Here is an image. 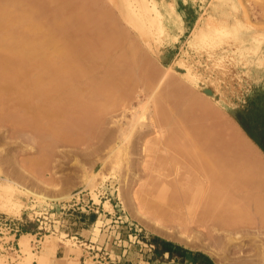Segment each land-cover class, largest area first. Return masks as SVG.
Returning a JSON list of instances; mask_svg holds the SVG:
<instances>
[{"label": "rangeland", "instance_id": "obj_1", "mask_svg": "<svg viewBox=\"0 0 264 264\" xmlns=\"http://www.w3.org/2000/svg\"><path fill=\"white\" fill-rule=\"evenodd\" d=\"M10 1L11 3L0 0V5H6L7 2L12 4L13 0ZM16 1L13 3L20 2L19 7L13 4L16 9L8 8L7 6L12 5L7 4V8L3 6L1 10H6L7 13V10L11 9L13 14L17 8H23L20 6L33 4V8L24 7L28 14L25 9H20L21 12L23 10L22 13H26L23 16L26 18L31 14L28 11L32 12L31 9L36 8V15H31L38 14V17L34 18L46 25L42 29L44 34L46 33L45 36L52 35L49 37L51 40H60V37L64 36L63 38L67 39L66 42L63 39L64 43H68L72 50L76 43L74 39H77L74 36H84V40L80 38L83 43L77 41L76 46L81 45L74 48L80 49V55H84H78V59L77 50H73V53L69 51L70 57L73 54L71 60L75 56L70 63L69 59L67 62L55 58L62 53L57 51L55 59L47 58L51 62L54 60V69L64 68L70 63L71 65H68L75 66L77 71L80 70L79 76L76 71H72L75 69L68 66L65 69L70 70L61 69L63 73L60 68L59 72L51 68V76L48 73L51 67L49 65L48 69L45 68V76L41 73L42 68L51 62L38 58L40 65L35 66L38 60L31 63L32 57L36 56L39 49L47 55L45 50L50 51L52 46L55 47V42L49 39L47 42H54L53 45L46 44L44 50L43 43H40L36 49L38 40L41 42L40 39L44 36L39 35L42 30L37 32L41 38L36 36V40L32 37L36 40V46H33V39L31 40L30 45L38 50L36 52L33 48L30 49L32 53L36 52L31 57L32 61L28 62L22 52L23 55L19 56V59L23 57L27 62H20L22 58L17 62L14 55L18 50L12 55L10 46L6 49L10 39L15 43L18 41L15 38L18 37L24 42V35L31 28L29 25L33 27L30 22L33 16L23 19L22 16L18 17L20 12L19 15L15 14V18L29 23L27 32L24 30L26 25L23 29V26L21 27L23 23L20 26L16 24L20 27L16 29L9 28L11 25L2 27L3 24L0 23L1 171H5L3 174L7 171L6 175L17 182L20 177L24 178H20L23 179L21 181L26 182L28 177L30 189L46 196L41 199L13 190L0 181V225L6 223L12 230L8 233L1 227L0 239H18L22 258L26 263L38 260L40 264L37 253L32 252L31 242L41 237L39 246H43V249L53 248L60 243L68 255L74 256L76 260L85 253L81 258L82 264H257L254 257L264 248V186L256 189L250 184L260 179L264 185V0H21L25 4L20 0ZM61 1L66 2L63 6L65 8L67 5L65 10ZM128 1L133 12L125 10ZM58 3L64 11L57 12L60 10L58 6L56 8ZM83 6L86 11L82 13L87 19L82 21V10L79 7L82 9ZM145 6L153 8V11H144ZM75 9L80 10V15H77V10L76 15L74 12L72 17L75 21L68 22L67 18L71 16L65 15H71L68 13ZM60 12H64L67 18ZM58 13L64 17V21L66 20V26L71 22V27L62 28L65 27L63 22L62 25L58 24L62 19ZM4 15L0 14V22L4 20L9 24L7 14ZM10 15L8 19L13 21L15 18ZM77 16L80 21L76 19ZM89 19L98 21L97 25L101 28L104 26L106 31L110 27L109 32L114 35L118 33V36L104 32L103 37L105 28H102L103 31L101 28L97 29L99 26H95L94 21L90 23ZM16 20L15 23H20ZM85 20L88 28L94 23L100 31V39L98 35V38L95 37L97 30L94 26V32L90 28H87L86 35L81 31L87 27L83 25ZM50 21L49 27L47 24ZM34 22L35 20L32 23ZM53 24H58L60 28H57L58 25L53 28ZM12 25L11 27H16L14 21ZM39 26L40 23H37V27L34 26L35 29L33 27L32 30H38ZM23 32L26 33L23 35ZM35 33L33 31L30 34ZM62 33L65 35H61ZM13 34L24 36V40ZM106 34L109 36L106 37ZM72 37L74 39L69 40ZM114 37L118 38L117 41L113 40L116 44L110 42V38ZM95 38L107 44L108 48L111 45L107 56L103 51H107V47L99 41L92 42ZM102 39L106 40V43L102 42ZM107 39L115 46L109 45ZM25 42L24 45L19 42L16 45L21 44L22 49H27L24 46L28 43ZM16 45L10 49L15 50ZM96 45H100L99 48H94ZM60 46L63 45H58ZM68 46L66 47L69 48ZM64 47L59 50L66 48ZM84 47H87L86 50ZM20 48L21 46L16 49ZM57 48L54 49V55ZM88 48H91V52ZM94 49H99L97 52L104 54L100 56ZM20 50L19 54L15 55L16 59L21 54ZM52 53L53 51L49 54ZM49 54L48 57H51ZM42 59H45L47 64L44 60V64H41ZM58 61L62 62L64 67L60 66ZM14 63L19 64L15 65L16 70ZM164 66L171 69L172 79L147 102V79L153 72L157 73L158 69L163 70ZM38 69L41 75H37ZM82 69L86 70L87 75H83L86 73L82 72ZM69 71L74 74L71 75ZM70 75L73 79H78H74V82L70 78L66 80L65 76L71 77ZM83 76L90 78V82L82 79ZM5 77H11L12 83ZM36 78H43L38 87L42 93L47 91L45 96L40 95V91H37L40 96L27 94L32 86L31 81ZM79 78L81 81L85 80L87 85L92 82L91 78L93 81L96 79V82L94 86L90 85L91 90L88 91L86 87L89 89V86L83 85L86 89L84 93V87L78 84L81 83ZM59 80H63L65 85L62 81L58 82ZM4 81L9 86H5ZM13 83H16L18 88L29 87L24 89L26 94L21 92L25 97L22 99L25 100L26 108L19 105L22 99L18 97L22 96L15 93L16 86ZM35 84L34 87L37 86ZM77 85H81L77 87L81 93L75 89ZM92 89L95 90L92 92ZM31 90L30 92L35 91L34 88ZM85 102L91 106V109L86 106L87 109L96 110L99 114L96 117L94 112L89 111V115L84 113V119L91 116L87 124L82 120L84 115L79 113V110L83 112L84 109L81 108H84ZM144 102L145 106L148 103L147 109L142 105ZM74 103L82 105L78 109ZM142 111H146L145 114ZM86 113L88 114V110ZM135 113L139 116V123L132 122ZM108 117L115 120L111 119L112 123L108 124ZM34 119L39 127L37 133L32 129ZM81 122L87 125L84 130ZM133 123H136V126ZM123 124L129 133H125ZM120 128L123 129L124 138H127L124 145L123 138L121 140L117 133L121 131ZM204 131H209L212 137L216 136V141L212 143L215 158L228 170L226 186L220 191L202 176L201 135ZM114 135L120 139L116 141L118 144L122 143L123 148L113 155L110 154L106 140H112ZM99 136H102L100 138L104 141ZM232 141H236L237 154H234V148L225 153L226 142ZM89 145L97 146L93 149L89 148ZM124 148H128L127 151ZM99 152L101 154H98ZM86 154L90 158L96 156L98 163L90 159L92 166L87 162L84 165L89 159ZM118 154V157L125 155L127 163L123 157L121 158L124 161L121 158L120 161L118 158H112ZM9 166L10 171L4 169ZM12 167L17 168L16 173ZM79 168L85 171L88 168L94 173L98 171L96 179L94 178L89 186H85L84 177L81 179V175H86L85 171L82 172ZM88 170L86 173H89ZM9 172L15 174L11 175ZM205 210L208 214L218 217L214 219L211 215L212 217L204 218L206 215L202 213ZM27 225L34 226L31 233H26ZM236 232L240 234L241 239H233ZM37 233L40 234L37 236ZM165 253L168 254L164 255ZM6 257H0V264H3Z\"/></svg>", "mask_w": 264, "mask_h": 264}, {"label": "bare ground", "instance_id": "obj_2", "mask_svg": "<svg viewBox=\"0 0 264 264\" xmlns=\"http://www.w3.org/2000/svg\"><path fill=\"white\" fill-rule=\"evenodd\" d=\"M4 1H5V2H6V1H9V2L11 3L10 0H4ZM13 1H15V0H13ZM13 1H12V4H9V2H7V4H9L10 6L12 5V6H14V7H12V6L9 7V6H7V4H6V5H5V4H4V5H0V14L2 13V15H4V13H5L4 16H6V14H7V16H6L7 18H6V17H5V18L7 19V22H9V24H7V23H5V21L1 18V19L3 20V22H4V23H3L2 21L0 22V23L3 24V25L1 24L2 27H4L5 25H8V26L11 25V26H13V25H12V24H13V21H14V26H16V27H11V26H10L9 28H11V29H12V28H13V29H16L17 27L20 26L21 23H23V24L26 23V24H24V25H23V24L21 25V27L23 26L22 29L25 28V25H26V28L24 29V30H26V32H27V28L31 27V28H30L31 31L29 32V30H30V29H29L28 32H27L28 34H27L26 32H23V33H22L23 35H24V33H26L24 36H25V38H26L27 40H26V39L24 40V39H23L24 36L22 37V35H20V34H13V36L15 35V37H17V36L19 35V36H20V39H21V37H22V40H24V42H25V41L27 42V41H28V38L31 37V38H29L30 43H29V41L27 42L28 44L25 42V43L27 44V46H24V47H25V48L27 47V49H22V46L24 45V42H23V41H20V40L18 39V37L15 38V37H13V36H12V37L15 38V40H18V41H16L17 43H16V42H15V43L12 42L11 39H10V41H11L13 44H11L10 41H9V45H6V46H7L6 49L10 46V47H9V50H10V52H13L12 55L15 54V53L19 54L18 51H19L20 49H22V50H20V53H21V54L18 55V58H17V59H16V57H15V55H17V54L14 55L15 60L18 62L19 56H21V55L24 54L23 57H25V59L28 58V59H27L28 62H30V60L32 61V59H33V61H32L31 63H33V62L35 63L34 60H38V61H39V62H38V61L36 62L37 64L35 63V66H36V65H37V66L40 65V64H39V63H40V60H39V59H41V58H45V59L49 58V60H51V59H55V58H60V59H62V60L58 59V60H60V61H63V59L67 61V60L69 59V60H70V63H71V61L74 59L75 56H74L73 59L71 60L70 58H72L73 54H72V56L70 57L71 54H70L69 51H72L71 53H73V50H74V52H75L78 48H77L76 50H75L74 48L78 47V45H79V46L81 45V44H78V45L76 46L77 41H78V43H79V41L83 43L82 40L85 39L84 36L81 37L80 35H78L79 37H78V36H74L75 38L77 37V39H74L73 37L69 39V40H71V39L73 40V39H74V42H76V43H74L73 50H72V47L68 46V45H69L68 43H66V44L64 43V40H65V42H66V40H67L66 38H63L64 36H63V37H60L62 40H61V39L58 40V39L54 36L53 38H54V39L56 38L60 43H59V42H58L59 44L56 43V42H57L56 39H55L56 41L52 39V40L55 42V44H54V42L51 43V42H49V41H52V40H51L49 37H51L52 35H48V37H47V36H45L46 33L44 34V31L42 30V29H44V26L46 27V25H44V23L40 22L38 19L36 20V18H34V17H38V14H37V16H34V15H36V11H37V10H36V8L33 9V10L31 9V8L34 7L33 4H31V5L29 4L28 6H20V7H23V8H20V9H25L26 7H28V9H29V6H30V7H31V8H30L31 11H32V12L35 11V13H34V12L32 13V12H30V11H28V12H29V14H30V13H31V14H34V15H31V14H30L31 16H33L32 18H30V22H31V24H33V27H34V26L37 27V23H38V25H39V23H40V25L43 27V28H41V26H39L38 30H32L33 27L30 26L29 23L26 22V20H23V21L20 20V18H22V17H23V19L25 18V16H23V15H25V14L27 13V10H26V9H25L26 13H25V11H24L25 14L22 13L23 10H22V12H21L19 8H17V10H14V9H13V10H14V13H13V14H12V12H11V11H12L11 9L7 10V11H8L7 13H6V10H5V11H4V10H1V8H2L3 6H4V7L7 6L8 8H15V5H13V4H17L16 7H19L20 4H18V3H20V2H18V3H13ZM17 1H18V0H17ZM17 1H16V2H17ZM20 1H21V0H20ZM22 1H24V0H22ZM22 1H21V2H22ZM84 1H85V0H84ZM84 1H83L82 3H84ZM107 1H110V0H107ZM24 2H27V1H24ZM24 2H22V3H24ZM88 2L91 3V1H88ZM65 3H66V2H62V1H61L62 7L64 6ZM86 3H87V1H86ZM86 3H85V4H86ZM24 4H25V3H24ZM61 4H60V3H58V5L56 4V8H57V6L59 7ZM85 4H84V5H85ZM87 4H89V3H87ZM126 5H127V6H126L125 10L128 11V12H129V11L133 12V10L131 9L130 1H128ZM66 6H67V5H66ZM66 6H65V8H66ZM7 7H5V8H7ZM24 7H25V8H24ZM60 7H61V6H60ZM60 7H59L58 9H60ZM62 7H61V9H62ZM83 7H84V6H83ZM83 7H82V9H81V7H79L80 10H82V11H80L79 9H75V10L72 11V13H68V14H71V15H67V14L65 15V16H67V17L71 16V17H69V18H67V17L64 16V12L61 13L62 11L65 10L64 7H63L64 10H61V9H60V10H57L56 8H54V9L57 10V12L61 11L60 14H62L65 18L69 19V20H68V22H69L70 20L73 19V18H72L73 15H74V14L76 15L77 10H78L77 15L79 16V15L81 14L82 17H83L82 21H83L84 19H87L86 16L83 15V13L86 11V10H85L86 7H84V9H83ZM5 8H3V9H5ZM15 9H16V8H15ZM18 9H19V11H18ZM15 11H17V12H15ZM79 11H80L81 13H80ZM144 11H153V8H150V7H148V6H145V7H144ZM9 12H11L10 14H11V15H14V16H11L10 14H8ZM19 12H20L21 15L18 14ZM37 12H38V11H37ZM55 12H56V11H55ZM74 12H75V13H74ZM82 12H83V13H82ZM73 13H74V14H73ZM79 13H80V14H79ZM15 14H18V15H19L18 17L22 16V17H20V18H17V17H16L17 20H19L20 23L17 22V20H16V18H15V16H16ZM27 14H28V13H27ZM58 14H59V13H58ZM60 14H59V15H60ZM8 15H10L11 18L14 17L15 19H14V20L12 19L13 21H11L10 19H8ZM30 15H27L25 19H27L28 16L30 17ZM62 15H60V17L58 16L59 18H62V19H60L61 21L58 19V22L60 21V22L58 23L59 25H60L61 22H63V24L66 22V20H65V21L63 20L64 17H63ZM151 15H152V14H151ZM78 16H77L76 19H78ZM84 16H85V17H84ZM10 17H9V18H10ZM74 17H75V16H74ZM82 17H81V18H82ZM136 17H137V16H136ZM79 18H80V17H79ZM28 19H29V18H28ZM33 19L35 20V22H36V21H39V22H36V24H35V22L32 23V22L34 21ZM98 19H100V18H98ZM98 19H97V20H98ZM9 20H10V21H9ZM15 20H16L17 23H15ZM78 20L80 21V19H78ZM100 20H102V19H100ZM72 21H75V19L72 20ZM85 21H86V22H85ZM85 21H84L85 23H83V25H84V26H87V25H85V24L87 23V20H85ZM89 21H90V23H91V21H94V22H95V26L97 25V22H98V21L96 22L95 19H94V20H93V19H92V20L89 19ZM89 21H88V22H89ZM10 22H11L12 24H11ZM68 22H67V23H68ZM99 22H100V21H99ZM101 22L103 23L104 20H102ZM70 23H71V22H70ZM70 23H68L69 25L67 24L68 26H66V24H64L65 27L62 26V28L71 27V26H70ZM78 23H79V22H78ZM90 23H88V24H90ZM16 24L19 25V26H17ZM49 24H51V21L48 22L47 26H48ZM58 24H56V26H55L54 24H53V26H52V25H51V26L54 28V27H57ZM100 24H101V23H100ZM27 25H29V27H28ZM59 25H58L57 28H60ZM61 25H62V23H61ZM80 25H81L82 27H84V26L82 25V23H80ZM93 26H94V23H93ZM93 26H92V27H93ZM95 26H94V27H95ZM97 26H99V27H98V28L95 27V29H96V28H97V29L101 28L100 25H97ZM111 26L113 27L112 24H111ZM49 27H50V25H49ZM52 27H51V28H52ZM92 27H91V28L89 27V28L92 29L93 32H94L95 29H94V27H93V28H92ZM103 27H104V26H103ZM103 27H102V28H103ZM108 27H109V26H108ZM108 27H107V28H108ZM6 28H8V27H6ZM19 28H20V27H19ZM62 28H61V29H62ZM80 28H81V27H80ZM87 28H88V26H87L86 28L84 27V28H83L84 30L81 29V31L84 32V34H85ZM89 28H88V29H89ZM102 28L100 29L101 31H103V29H104L105 27H104L103 29H102ZM33 29H35V27H34ZM97 29H96V30H97ZM39 30H40V31H39ZM41 30L43 31L41 34L37 33V32H41ZM96 30H95V31H96ZM104 30H105V31H103V33L106 32L107 34H110V35L112 34V33H110L111 31L109 32V30H111L110 27L108 28V31H106V28H105ZM33 31L36 32V33H35L36 35H35V34H30V33H33ZM90 31H91V30H90ZM113 31H114V30L112 29V32H113ZM98 32H100V31L97 30V31L95 32V33H96L95 37L99 34ZM115 32H117V31H115ZM63 33H64V32H63ZM63 33H62L61 35H65V34H63ZM87 33H88V31H87ZM101 33H102V32H101ZM101 33H100V34H101ZM29 34H30V36H29ZM38 34H39L41 37L44 35L43 38L40 39L41 42H39V40L36 39V36H37L38 38L40 37ZM47 34H48V33H47ZM107 34H106V37L109 36V35L107 36ZM117 34H118V33H115V35H114V33H113L112 36H116V37H117V36H118ZM26 35H27V36H26ZM33 35H34V36H33ZM85 35H86V34H85ZM101 36H102V35H101ZM104 36H105V33H104L103 37H104ZM112 36H111V37H112ZM32 37H34L36 40H38V46L35 45V44H36V42H35L36 40H35L34 38H32ZM41 37H40V38H41ZM98 37H99V39H100V36H99V35H98ZM98 37H96V38H98ZM13 38H12V39H13ZM46 38H47V39H46ZM80 38H81V39L83 38V39L81 40ZM96 38H95V39H92V42L99 41V42L101 43V40H98V39L96 40ZM32 39H33V40H32ZM44 39H45V40H44ZM49 39H50V40H49ZM63 39H64V40H63ZM78 39H79V40H78ZM105 39H106V38H105ZM105 39H104V40H105ZM110 39H111L110 42H113V43H114L115 41H117L118 38H115V37H114V38H110ZM110 39H107V42L109 43V45H110V44H113V43H110V42H109ZM15 40H13V41H15ZM31 40H32V44H34V42H35V44H34L33 46H36V47H37L36 49H38V47L40 46V45H39L40 43H43V45H42V44H41V45H42V48H44V50H45V47H46L47 45H49V43H50V46H51V44H52V45L54 44L55 47L52 46L53 48L50 49V51H48L49 49H48V50H45L46 53H47V55H46V54H43V53L41 52V49H39L40 53H38L39 51H38V50H35V48H34L32 45H30V44H31ZM34 40H35V41H34ZM47 40H49V41L47 42ZM72 40H71V41H72ZM94 40H95V41H94ZM113 40H115V41H113ZM43 41H46V43H44ZM61 41H62V43H61ZM18 42H19V43H22L23 45H21V44L16 45V44H18ZM90 42H91V41H89V43H90ZM102 42L106 43V40L103 41V39H102ZM63 43H64L66 46H68L69 48H67ZM69 43H70V42H69ZM89 43H88V44H89ZM116 43H117V42H115L114 44H116ZM10 44H11V45H10ZM46 44H47V45H46ZM61 44H62L63 46H60V47H64V46H65L67 49L64 47L65 49L62 48L63 51H62V49L59 50L60 47H58V45H61ZM90 44H91V43H90ZM92 44H93V43H92ZM96 44H98V43H96ZM101 44H103V43H101ZM114 44H113V46H115ZM13 45H16V46H14V47H15V50H11V49H12L11 47H13ZM28 45L30 46V48H29ZM71 45H73V42H71ZM103 45H105V44H103ZM106 45H107V44H106ZM106 45H105V47H107ZM20 46H21L20 49H16V48H19ZM99 46H100V45H96L94 48H96V47L99 48ZM113 46H112V47H113ZM4 47H5V46H4ZM57 47H58V48H57ZM105 47H103V49H105ZM10 48H11V49H10ZM32 48H33V49H32ZM56 48H57V50H56V52H55L56 55H54V51H55L54 49H56ZM86 48H87V47H86ZM86 48L84 47L85 50H86ZM110 48H111V45L109 46V48H108V47L106 48V49H107V51H106V50H103L102 47H100V49H102L103 51H105V55H106V56H107L108 51H109ZM30 49L35 50L36 52L38 51L37 53L34 52V53H36V54H35L36 56H33V57H35V58L37 57L36 59L32 57V55H34V53H32V51H30ZM68 49H71V50H68ZM90 49H91V48H90ZM90 49L88 48L89 52H91ZM92 49H93V48H92ZM9 50H8V51H9ZM16 50H18V51L15 52ZM23 50H24L25 52H26V50H27V52L24 53ZM28 50H29L30 52H28ZM42 50H43V49H42ZM44 50H43V51H44ZM64 50H65V51H64ZM79 50H80V49H79ZM79 50L76 51V52H77V55H76L77 57H79L78 55H80ZM81 50H82V47H81ZM88 50H87V51H88ZM94 50H96V49H94ZM97 50H99V49H97ZM97 50L95 51L96 54H100V56H101V54H104V52L101 53V51H99V53H98ZM51 51H53V53H52L53 58H52V55L49 54ZM57 51L59 52V54H60V51H61V52H62L61 55H58ZM92 51H93V50H92ZM14 52H15V53H14ZM22 52H23V54H22ZM78 52H79V53H78ZM85 52H86V51H85ZM28 53H29V54H28ZM30 53H31V54H30ZM41 53H42V54H41ZM26 54H28V55H26ZM37 54H38V55H37ZM48 54H49V56H51V57H48ZM25 55L28 56V57H26ZM57 55H58V56H57ZM83 55H84V54H82V55H80V56H83ZM29 56H30V58H29ZM54 56H57V57L54 58ZM98 56H99V55H98ZM23 57H20V59L22 58V60H20V59H19V60H20V62H21V61L23 62V60H24L23 63H26L27 61L25 62V59H23ZM31 57H32V59H31ZM62 57H63V58H62ZM87 57H88V56H87ZM38 58H39V59H38ZM81 58H82V57H81ZM89 58H90V56H89ZM45 59H42V60H41V64H44V63L47 64V62H45V61H46ZM76 59H77V58H76ZM78 59H80V57H79ZM100 59H101V58H100ZM103 59H105V58H103ZM43 60H44V63H43ZM47 60H48V59H47ZM49 60H48V63L51 62V61H49ZM69 60H68V61H69ZM53 61H54V60H53ZM53 61L51 62L52 64L50 63L51 65H50V64H47L46 67L43 66L44 70H43V68H42V71H41V73L43 72V75L46 76L47 73H44V72H45V70L47 71V69H48L47 67H49V66H51V67H49L50 70H48V71H49L48 73H49L50 75L52 74V72H50L52 69H53V71H56L57 68L54 69V66H52V65H54V62H53ZM60 61H58V63L61 64L60 66L64 67V66L62 65V62H60ZM66 61H64V62H66ZM68 61H67V62H68ZM14 62H15V61H14ZM17 62H15V63H17ZM15 63H14V67H15V65H16V66H19V64L17 65V64H15ZM70 63H67V65H66V63H65V65H66L65 67L68 66L70 69H71V67H72V69H75V68H74L75 66H74V67H73V65L70 66V65H71ZM75 63H76V62H75V60H74V64H75ZM59 64H58V65H59ZM68 64H70V65H68ZM72 64H73V62H72ZM9 65H10V64H9ZM48 65H49V66H48ZM58 65H57V66H58ZM65 67H64V68H60V67H59L60 69H59V68H58V69H59L60 71H62L61 69H63V70L65 71V70H67V69H65ZM68 67H67V68H68ZM37 68H41V67H37ZM45 68H47V69H45ZM51 68H52V69H51ZM16 69H17V67H15V70H16ZM18 69H19V67H18ZM58 69H57V71H58ZM70 69H68V70H70ZM19 70H20V69H19ZM39 70H40V69H38L37 71H39ZM68 70H67V71H68ZM83 70H84V69H82V72L86 73V74H83V75H87L86 70H85V71H83ZM57 71H56V72H57ZM64 71H62L61 73H63ZM72 71H76L77 74H78V76H79V73H80V72H78V71H80L79 69H78V71H77L76 69H75V70H72ZM72 71H69L71 75L74 74V72H72ZM58 72H59V71H58ZM158 72H159V73H158ZM158 72H157L158 74H157L156 72H153L152 76L149 77V79H147V82L149 81V82L147 83L148 85L146 84V88H149V89H148V90H149V92H148V97H147V100H146L147 102H148V100L151 99L152 97L154 98V96L157 95V93H159L158 90L160 91V89H162L161 87H164V86H166L167 84H169V82H170L171 79H172L171 69H170L168 66H164L163 70H161V71L158 69ZM39 73H40V71L37 73V75H38ZM49 74H48V76H49ZM155 74H156V75H155ZM17 75H18V74H17ZM35 75H36V74H35ZM39 75H41V74H39ZM54 75H55V73L53 74V76H54ZM56 75H57V74H56ZM71 75H70V76H71ZM51 76H52V75H51ZM57 76H58V75H57ZM76 76H77V75H76ZM80 76H82V73H81ZM58 77H59V76H58ZM58 77H56V78H58ZM63 77H64V76H63ZM73 77H74V75H73ZM84 77H85V78H84ZM5 78L10 79V82H9V80H7V81H8L9 83H12V81H11V80H12L11 77H5ZM12 78H15V80H16V79H17V80L19 79L18 77H12ZM45 78H46V77H45ZM51 78H52V77H51ZM54 78H55V77H53V79H54ZM65 78H66V80L70 78L71 80H73L72 82H74V79H75V80L78 79V77H76L77 79H76L75 77H74V79H73L72 76H71V77H69V76H65ZM81 78H82V79H85V80L87 79L88 82H90V78H87L86 76H83V77H81ZM92 78H93V77H92ZM92 78H91V81L93 82V83L91 82L92 84L90 83V84L87 85L86 83H84L85 80H82V81H81L80 78H79V81H80L81 83H78V84H82V86H83V85H85V86H89V89H88L87 87H86V89H87V91H88V90H91V86H94V85H95L94 82H96V79L93 81V79H94L95 77H94L93 79H92ZM100 78H101V77H100ZM102 78H103V77H102ZM46 79H47V78H46ZM58 79H62V77H60V78H58ZM105 79H106V77H105ZM3 80H4V79H3ZM13 80H14V79H13ZM42 80H43V78H41V79H40V78H39V79L36 78V80L33 79V80L31 81V82H32V83H31V85H32L31 87H32V88L30 87V89L33 90V88H34L36 92H35L34 90H33L34 92H33L32 90H31L32 92H30V89H28L29 91H27V92H29V93L25 92V91L27 90V88H29V87H26V88H21V87H20V88H21V89H20V88H18L19 86H18L16 83H13V85L16 86V87H15V88H16V89H15V93H17L18 95H20L21 92H22V93L24 92L25 94L27 93V94H29V95H31L32 93L38 95L39 93H37V91H40V88H39L40 85H39V83L42 82ZM63 80H64V79H63ZM63 80H61V81H62V83L64 84V81H63ZM20 81H21V80H19V83H20ZM35 81H36V84H35ZM39 81H40V82H39ZM61 81L59 80L58 82H61ZM150 81H151V82H150ZM15 82H16V81H15ZM33 82H34V83H33ZM86 82H87V81H86ZM3 83H5V86H6V85L9 86V84L6 83V81H4ZM19 83H18V84H19ZM62 83H59V84H62ZM69 83H70V82H69ZM83 83H84V84H83ZM33 84H35V86H36V85H37V86L34 87ZM66 84H68V83H66ZM93 84H94V85H93ZM38 85H39V87H38ZM64 85H65V84H64ZM90 85H91V86H90ZM97 85H98V83H97ZM17 86H18V87H17ZM79 86L81 87V85H77L76 88H75V89H77V91H78V88H77V87H79ZM147 86H148V87H147ZM41 87H42V86H41ZM53 87H54V86H53ZM83 87H84V86H83ZM6 88H8V87H6ZM9 88H10V87H9ZM36 88H38V89L36 90ZM72 88H73V90L75 91V89H74L73 86H72ZM17 89H20V90H17ZM22 89H23V90H22ZM24 89H26V90L24 91ZM41 89H42V88H41ZM84 89H85V87L83 88V91H84ZM86 89H85V90H86ZM11 90H12V88H11ZM21 90H22V91H21ZM81 90H82V89H81ZM93 90H95V89H92V92H93ZM18 91H19L20 93H18ZM43 91H45V90H43ZM74 91H73V92H74ZM79 91H80V89H79ZM79 91H78V93H81V91H80V92H79ZM146 91H147V89H146ZM85 92H86V91H84V93H85ZM96 92H97V89H96ZM30 93H31V94H30ZM45 93H47V91L44 92V93H42V92L40 91V95H41V94H42V95L44 94V96H45V95H46ZM94 93H95V92H94ZM146 93H147V92H146ZM17 94H16V96H18ZM75 94H76V93H75ZM22 95H23V94H21V96H22ZM40 95H38V96H40ZM79 95H80V94H79ZM79 95H78V96H79ZM80 96H81V95H80ZM23 97H24V96H22V97H18V98H21V99H22ZM82 97H84V96H82ZM18 98H17V99H18ZM46 98H47V97H46ZM84 98H85V97H84ZM24 99H25V97H24ZM24 99H22L23 102H22V100L19 101V102H20L19 105L22 106V107H24V108H26V106H25L26 104L24 103V102H25ZM79 99H80V98H79ZM82 99H83V98H82ZM85 100H86V99H85ZM79 101H81V100H79ZM83 102H84V101H83ZM80 103H81V102H80ZM80 103H79V104L74 103V104H76V106L78 107V109H79L80 106L82 105V104H80ZM89 103H90V101H89ZM91 104H92V103H90V105H91ZM144 104H145V102L142 103L143 107H145V108L147 109L146 106H147L148 103L146 104V106H145ZM83 105H84V106H83L84 108H81V110H82V109H84V110H83V112L79 110V113H82V114L84 115V116L82 117V118H83L82 120L85 121L84 123H86L88 119H89V120L91 119V118H90L91 116H87L88 118L86 117V118L84 119V117H85L86 115H89L90 112H94V114L96 115V117L99 115V114H97L98 112H95L96 110H95V111L89 110V109H91V106H92V105H91V106H90L89 104L86 105V102L83 103ZM86 106H89V109H87ZM92 107H94V106H92ZM141 108H142V107H141ZM86 109L88 110V114L86 113V112H87ZM85 110H86V112H84ZM103 110H104V109H103ZM103 110H102V111H103ZM89 111H90V112H89ZM99 111H100V110H99ZM121 111H122V110H121ZM123 111H125V110L123 109ZM100 112H101V111H100ZM103 112H104V111H103ZM144 112H146V111H144ZM144 112L142 111L143 114H145ZM79 113H78V114H79ZM84 113H85L86 115H85ZM121 113H122V112H120V114H121ZM125 113H126V112H125ZM94 114L92 113L91 115L94 116ZM101 114H103V113L101 112ZM122 114H124V113H122ZM136 114H137V113L133 114L135 117L133 116L134 119H133L132 122L137 121V122L139 123L140 120H139V121L137 120L139 116H136ZM79 116H80V115H79ZM93 116H92V117H93ZM94 117H95V116H94ZM94 117L92 118V120H94ZM111 117H112V116H111ZM133 117H132V118H133ZM108 118H109V120H110L109 122H108V120H107L108 124H109V123H112L111 119L113 120L114 118H111V119H110V117H108ZM115 118H119V116H117V117L115 116ZM141 118H142V117H141ZM78 119H79V121L81 120V118H78ZM114 120H115V119H114ZM118 120H119V119H118ZM79 121H78V123H79ZM125 121H126V120H125ZM130 122H131V121H130ZM130 122H128V127H127V128H129V123H130ZM132 122H131V125H132ZM84 123H82V122L80 123V124H83V127H82L83 130H84V128H86L85 125L87 124V123H86V124L84 125ZM124 123H125V122H124ZM33 124H34L35 126H33ZM80 124H78V125H80ZM113 124H114V126L116 125L114 122H113ZM113 124H110V125L112 126ZM119 124H120V122H119ZM135 124H136V123H135ZM135 124L133 123V125H135ZM121 125H122V124H120V127H121ZM126 125H127V124H126ZM218 125H219V124H218ZM86 126H87V125H86ZM123 126H124V124H123ZM135 126H136V125H135ZM135 126H132V127H135ZM219 126H220V125H219ZM32 127H33L32 129L35 131V133H37L36 131L39 130V127H38V123H37V121H36L35 119L33 120ZM34 127H37L38 129H36V128L34 129ZM79 127H81V126H79ZM79 127H78V129H79V131L81 132V130H80L81 128H79ZM124 127H125V126H124ZM132 127L130 128L131 130H132ZM223 127H224V125H223ZM109 128H110V127H109ZM109 128H108V130H109ZM118 128H119V127H118ZM114 129H115V128H114ZM116 129H117V128H116ZM120 129H121L122 132H121L120 130H119V132H117L118 129L115 130V131H116L117 133H119V135H120L119 138H120V139L123 138V141H122V142H124V143H123V145H124V144H126L125 141H127V138H126V139L124 138V132H123V129H122V128H120ZM106 130H107V129H106ZM110 130H111V128H110ZM110 130H109V134H110ZM124 130H125V133L128 132V131L126 130V127H125ZM128 130H129V129H128ZM131 130H130V131H131ZM120 132H121V133H120ZM208 132H209V131H204V132L202 133V135H201V137H202V139H203V145L201 146V155H202V159H201V163H200V166L202 167V170H203V171L201 170V172H202V176L204 175V177L207 178V180L210 181L211 184L214 185V187H216V188L220 191L224 186H226V181H227V179H228V177H229V174H228V170H227V169H224V166H222L221 162L215 158V153L213 152V149H212V146H213L212 143H213L214 141H216V139H215L216 136L212 137ZM106 133H107V132H105V134H106ZM128 133H129V132H128ZM79 134H81V133H79ZM111 134H112V133H111ZM54 135H56V134H54ZM112 135H113V134H112ZM112 135H110V138H111ZM127 135H128V134H127ZM95 136H96V135H95ZM108 136H109V135H108ZM108 136H106V137H108ZM53 137H54V136H53ZM55 137H56V136H55ZM80 137H82V136H80ZM100 137L102 138V136H99V138H100ZM97 138H98V137H97ZM99 138H98L97 140H99ZM101 138H100V139H101ZM108 138H109V137H108ZM108 138H107V139H108ZM110 138H109V139H110ZM80 139H81V138H80ZM94 139H95V137H94ZM109 139L106 140V142H108L107 146H108L109 149H110V154H113V155H114V152H115V154H116V152H119V151L121 150V147L123 148V146H122V143H119L120 145L118 144V141H116V140H120V139L116 138L115 135H114V137H112V140L110 139V141H109ZM124 139H125V140H124ZM101 140H102V139H101ZM121 140H122V139H121ZM102 141H104V140H102ZM102 141H100V143H102ZM109 142H110V143H109ZM91 143H92V142H91ZM95 143H96V141H95ZM103 143H104V142H103ZM92 144H93V143H92ZM98 144H99V141H98ZM98 144H97V145H98ZM211 144H212V145H211ZM90 145H91V144H90ZM90 145H89V146H90ZM97 145H95V147H94V145H93V146H90L89 148L93 147V149H95ZM99 145H100V144H99ZM99 145H98V147H99ZM101 146L103 147V145H101ZM98 147H97V149L100 148V147H99V148H98ZM104 147H106V145H105ZM104 147H103V148H104ZM124 147H125V146H124ZM109 149H108V150H109ZM124 149H126V148H124ZM127 149H128V148H127ZM127 149H126L125 151H127ZM108 150H107V151H108ZM128 151H129V150H128ZM120 153H122V151H121ZM98 154H101V153L99 152ZM102 154H103V153H102ZM110 154H107V156H110ZM128 154H129V153H128ZM219 154H220V152H218V155H219ZM119 155H120V154L115 155L116 158H115L114 156H113L112 158H114V159H117V158H118V160H119V158H121V157L125 158V155H121V157H118ZM86 156H87V154H86ZM86 156H84V159L86 158ZM88 156H89V155H88ZM88 156H87V157H88ZM102 156H104V154H103ZM126 156H128V155L126 154ZM95 157H96V156H95ZM95 157L90 158V156H89V159H88L87 161H85V162L83 161V162H84V165H85L86 162L89 163V160H90V159H91V161H92V159H94V160L96 161L97 158H95ZM110 157H111V156H110ZM102 158H104V157H102ZM123 158H121L122 161H124ZM86 159H87V158H86ZM86 159H85V160H86ZM100 159H101V158H100ZM106 159H108V158H106ZM127 159H128V158H127ZM91 161H90L89 165L91 164ZM100 161H101V160H100ZM108 161H109V160H108ZM119 161H120V160H119ZM122 161H121V162H122ZM121 162H120V163H121ZM125 162L127 163L126 158H125ZM9 163H10V162H9ZM94 163H95V162H94ZM96 163H98V161H96ZM122 163H123V162H122ZM102 164H104V162H102ZM81 165H82V163H81ZM84 165H83V166H84ZM94 165H95V164H94ZM0 166H1V165H0ZM83 166H82V167H83ZM87 166H88V165H86V167H87ZM91 166H92V164H91ZM82 167H81V168H82ZM5 168H6V170L9 169L8 171H10V168H11V167H10V166H9L8 168H7V167H4V169H5ZM81 168H79V169L81 170ZM84 168H85V166H84ZM88 168H90V167H88ZM88 168H86V171H85V169H84V170H81L82 172L85 171V174H86V175H83V176H82L81 173H80V175H81V177H82V178H81L82 180H83V177H84L85 182H84V181H83V182L85 183V186H89V185L92 183V181L94 180V178L96 179V175H97V173H98V171H97V173L92 172L93 170H91V172H90V170H88ZM2 169H3V167L1 166V168H0V181H1L6 187L11 188V189H13V190L22 191V192H25V193H29V194L35 195V196H37V197H39V198H41V199H45V198H46V196H45L43 193H42V194H41L40 192L37 193L36 191H35V192L32 191V190H33L32 188L30 189V186H28V184H30L29 181H28V180H29L28 177H27V181H28V182H27V181H26V182L24 181V182H25V184H24V182L21 181V180H23L24 178H23V177H20V178H23V179L20 180V178H18L19 176H17V178L21 181V182H19V180L17 179V180H18V182H17V181H15L14 179H12V177H10L9 175H6V174L8 173L7 171H6V174H3V172L5 173V171H1ZM15 169H17V168H15ZM15 169H13V167H12V170L15 171ZM93 169H94V168H93ZM12 170H11V171H12ZM87 170L89 171L90 174H89V173H86ZM22 172H23V171H22ZM79 172H80V171H79ZM15 173H16V171H15ZM15 173L13 172V174H15ZM19 173H20V171H19ZM91 173H92V174H91ZM9 174H11V172H9ZM13 174H11V175H13ZM25 175H26V174H25ZM78 175H79V174H78V172H77V176H76L77 178H78ZM70 177H71V176H70ZM76 177H75V178H76ZM79 177H80V176H79ZM204 177H203V179L205 180ZM15 178H16V176H15ZM25 179H26V178H25ZM70 179H72V178H70ZM70 179H69V180H70ZM81 179H79V180L81 181ZM209 179H210V180H209ZM73 180H74L75 182L77 181V180H75L74 178H73ZM22 182H23V183H22ZM71 182H72V181H71ZM20 183H21V184H20ZM72 183H73V182H72ZM78 183H79V182H78ZM78 183H77V184H78ZM213 183H214V184H213ZM22 184H23V185H22ZM31 184H32V183H31ZM79 184H80V183H79ZM24 185H26V186H24ZM72 185H73V184H72ZM27 186H28V188H29L30 190L27 188ZM254 186L256 187L257 185L254 184ZM256 188H257V187H256ZM258 188H259V187H258ZM67 195H68V194H67ZM205 209H206V208H205ZM212 210H213V208H212ZM208 211H209V209H208ZM208 211L205 210L204 213H202V214L206 215L204 218H206V217H208V216H209V217H212V216H213L212 214H208ZM209 212H211V210H210ZM212 212H213V211H212ZM207 214H208V215H207ZM204 215H202V216H204ZM211 215H212V216H211ZM213 217H214V219H215V217H218V216L216 215V216H213ZM214 221H216V220H214ZM248 227H250V226H248ZM233 239H241L240 234H239L238 232L234 233V234H233ZM258 255H259V256H258ZM258 255H256V257H254L255 259H257V262H256V263H257V264H264V248L260 251V253H259ZM255 259H254V260H255Z\"/></svg>", "mask_w": 264, "mask_h": 264}, {"label": "crops", "instance_id": "obj_3", "mask_svg": "<svg viewBox=\"0 0 264 264\" xmlns=\"http://www.w3.org/2000/svg\"><path fill=\"white\" fill-rule=\"evenodd\" d=\"M227 146H224L225 153L229 151V149L234 148V154H237L235 151L236 147V141L235 142H226ZM243 168V167H242ZM245 169V168H243ZM246 170V169H245ZM262 180H257L256 183H251L250 186L254 187L256 189L262 188L264 185L262 183ZM257 185L256 187L254 186ZM259 187V188H258ZM34 229L33 225H27L25 228L26 233H31ZM168 251V250H167ZM168 253H165L164 255H167ZM85 256V253H82L77 260L75 259L74 256L68 255V252L65 250L63 245L60 243L54 245L52 248L43 249V246L40 247L38 253H37V258L40 260V264H82L81 258ZM35 264H39L38 260L34 261Z\"/></svg>", "mask_w": 264, "mask_h": 264}, {"label": "built area", "instance_id": "obj_4", "mask_svg": "<svg viewBox=\"0 0 264 264\" xmlns=\"http://www.w3.org/2000/svg\"><path fill=\"white\" fill-rule=\"evenodd\" d=\"M1 227H4V229H6L8 233L12 232V230L6 225V223L0 225V228ZM39 234L40 233H37V236ZM12 237H14V234L12 235ZM17 240L18 239L15 238L7 239L6 241L4 239H0V257L7 256L5 259H3V264H34V261H31V263H26L23 261V254L21 253ZM40 241L41 237H38L33 242H31L33 245V253H38L40 249Z\"/></svg>", "mask_w": 264, "mask_h": 264}]
</instances>
